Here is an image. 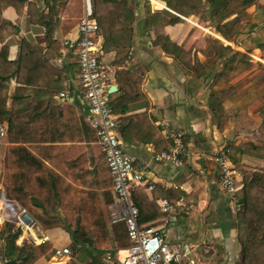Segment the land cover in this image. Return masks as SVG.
<instances>
[{"label":"crops","instance_id":"0c3cea01","mask_svg":"<svg viewBox=\"0 0 264 264\" xmlns=\"http://www.w3.org/2000/svg\"><path fill=\"white\" fill-rule=\"evenodd\" d=\"M89 1L93 7V0ZM131 1L136 2V21L129 26L133 43L128 57L117 65V53L104 51L103 59L118 69L111 106L119 117L123 148L146 175L147 186L136 192L141 225L160 229L169 244L185 247L183 264H242L239 212L221 188L215 157L219 150H231L241 189L246 176L264 175L260 68L264 65V0L248 10L251 21L238 26L229 39L217 32L205 14L185 18L161 0ZM70 2L58 0L62 11L55 39L59 47L61 41L79 37L87 1L76 0L74 6ZM147 2L153 13L166 10L183 19L165 30L177 47L169 46L172 54L154 46L157 37L145 18ZM3 16L17 25L15 9ZM24 39L47 48L45 28L31 25L26 10L19 35L7 42L9 61L15 64V76L7 84L9 113L23 87L17 82V70ZM100 40L104 47L103 37ZM2 48L0 44V52ZM50 65L38 84L46 88L20 100L30 106L28 112L17 107L11 135L16 140L9 138L8 120L3 122L7 136L0 140V207L14 202L35 222L31 234L20 230L18 247L51 245V252L36 264H116L107 261L106 254L116 255L131 244L124 225L110 219V207L116 203L113 176L98 146L97 132L87 121L86 105L76 92L78 65L62 46ZM55 70H64L62 79ZM69 90L71 97L61 99L60 94ZM166 123L184 134L183 167L156 160L171 150ZM149 185L154 189L149 190ZM163 201L174 209L167 224ZM54 222L58 225L51 226ZM75 234L80 239L75 240ZM64 249L71 254L57 259L55 252Z\"/></svg>","mask_w":264,"mask_h":264},{"label":"trees","instance_id":"16d2710c","mask_svg":"<svg viewBox=\"0 0 264 264\" xmlns=\"http://www.w3.org/2000/svg\"><path fill=\"white\" fill-rule=\"evenodd\" d=\"M165 2L168 9L177 15L185 18L205 14L210 17L212 26L225 39H229L236 33L238 26L249 22L251 16L248 10L256 4L258 0H161ZM58 0H0V44L3 46L0 52V124L6 120L9 122V138L14 141L12 135L16 126V119L19 115L17 107L23 106L28 112L30 104L21 103L20 100L38 95L39 90H43L44 84L41 79L47 76V68H50L51 61L56 58L60 50L55 39V33L59 23L60 9L57 6ZM145 6V18L149 30L156 34L155 47H161L167 54H172V49L177 47L172 44L166 36L168 26H176L183 23V19L169 11L153 13L150 3ZM211 6L206 9L205 5ZM136 2L131 0H93L94 17L99 24V36L104 39L103 50L105 53L116 52L117 62L126 60L133 43V30L129 28L136 21ZM13 8L19 15L17 25L7 21L3 14L8 9ZM45 8L48 12L45 11ZM30 18V24L39 26L46 30L47 48H43L40 43L32 44L26 39L22 41L20 58L17 70V82L23 87L17 92L14 98L12 111H7L9 100L8 92L11 79L15 76L14 63L9 61V47L7 42L19 35L21 20L25 14ZM176 47V48H175ZM56 54V55H55ZM223 56V50L218 54ZM60 78L64 76L63 71H56ZM37 86V87H36ZM61 89V88H58ZM38 90V91H35ZM18 97H21L18 99ZM17 109V110H16ZM11 114V116H9ZM186 144V141L184 140ZM136 192L133 193V200L137 207L140 205L136 199ZM241 210L238 213L240 221V242L243 253L242 264H264V175L246 176L243 181V188L237 196ZM140 210V224L142 220V210ZM146 221V220H145ZM124 225L125 224L120 223ZM58 225L54 222L51 226ZM122 230V227L119 226ZM115 231L118 236L121 230ZM10 232V231H9ZM127 233V228H126ZM21 234L18 230L14 234L10 232V238L0 240V261L5 264H36L37 261L51 252L49 243L37 247H18L16 240ZM71 235V233H70ZM76 240L80 235H73ZM128 238V233H127ZM129 239V238H128ZM82 244L86 242L82 241ZM130 247V245H128ZM127 245H122V248Z\"/></svg>","mask_w":264,"mask_h":264},{"label":"built area","instance_id":"2783aa9c","mask_svg":"<svg viewBox=\"0 0 264 264\" xmlns=\"http://www.w3.org/2000/svg\"><path fill=\"white\" fill-rule=\"evenodd\" d=\"M79 37L76 40L61 41L62 49L72 55L78 65V87L76 92L87 108V121L98 135V146L109 166L114 182L116 203L110 207V219L113 224L123 223L127 228L130 247L116 255L106 254V260L116 264H183L187 259L186 248L178 244H169L160 229L140 224V210L133 200L135 190L147 186L145 172L136 168L134 158L126 153L119 134V117L111 106V91L118 69L104 62V50L99 36V24L94 17L90 3H86L85 12L78 26ZM71 91L60 94L61 99L71 97ZM164 133L171 142V150L156 158L158 162H168L183 167L186 146L183 132L164 124ZM7 136V130L0 124V140ZM231 150H219L215 163L221 175V188L226 191L237 206H241L237 196L240 191L241 176L230 161ZM149 190L154 186L149 185ZM162 212L166 216L165 224L174 209L169 201L162 202ZM0 221L13 224L23 233L35 227V222L26 210L14 202H4L0 207ZM69 249L57 250L55 257L69 256Z\"/></svg>","mask_w":264,"mask_h":264},{"label":"rangeland","instance_id":"374dc122","mask_svg":"<svg viewBox=\"0 0 264 264\" xmlns=\"http://www.w3.org/2000/svg\"><path fill=\"white\" fill-rule=\"evenodd\" d=\"M71 4L74 6V4H76V0H71L70 2V6ZM57 6L59 7V4L57 3ZM71 10V9H70ZM45 11L48 12V10L45 8ZM60 11H62V9H60ZM251 21V20H250ZM59 24V23H58ZM251 25V22L249 23ZM20 28V26H19ZM264 66V65H263ZM263 66H261L260 68H262V76L264 75V68ZM261 74H258V75H261ZM19 229L18 227H16L15 225L13 224H0V240H7L8 238H10L9 234L10 232L12 234H14L15 232H17ZM10 231V232H9ZM23 233V232H22Z\"/></svg>","mask_w":264,"mask_h":264},{"label":"water","instance_id":"95a60500","mask_svg":"<svg viewBox=\"0 0 264 264\" xmlns=\"http://www.w3.org/2000/svg\"><path fill=\"white\" fill-rule=\"evenodd\" d=\"M112 92H114L115 90L113 89V90H111Z\"/></svg>","mask_w":264,"mask_h":264},{"label":"bare ground","instance_id":"6f19581e","mask_svg":"<svg viewBox=\"0 0 264 264\" xmlns=\"http://www.w3.org/2000/svg\"><path fill=\"white\" fill-rule=\"evenodd\" d=\"M87 1V3L89 2V0H86Z\"/></svg>","mask_w":264,"mask_h":264}]
</instances>
